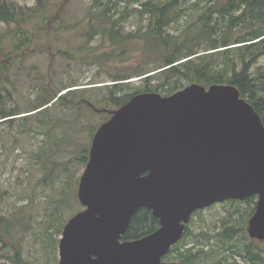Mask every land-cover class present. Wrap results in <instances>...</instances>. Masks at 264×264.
<instances>
[{"label":"water","instance_id":"1","mask_svg":"<svg viewBox=\"0 0 264 264\" xmlns=\"http://www.w3.org/2000/svg\"><path fill=\"white\" fill-rule=\"evenodd\" d=\"M110 114L92 137L77 189L82 209L62 229L57 264H180L162 257L194 211L251 195L246 230L264 240V125L235 86L140 92ZM141 208L159 227L121 240Z\"/></svg>","mask_w":264,"mask_h":264},{"label":"trees","instance_id":"2","mask_svg":"<svg viewBox=\"0 0 264 264\" xmlns=\"http://www.w3.org/2000/svg\"><path fill=\"white\" fill-rule=\"evenodd\" d=\"M134 2H139V7L129 9ZM67 3L63 0L58 9L59 4L54 8L56 3L51 0H36L32 6L0 0V89H4L3 83L9 80L8 71L12 66L22 65L36 50H42L40 27L47 35L53 26L54 31L70 28L62 25L59 16ZM133 13L141 17L140 23L133 31L122 34L119 22ZM84 18L92 28L88 37L100 33L122 53L126 52L129 42L138 44L140 62L124 74L110 73L116 82L105 84L101 103L116 109L140 92L170 95L191 83L206 88L212 84H231L252 105L264 125V64L259 63L264 58V0H92ZM57 53L71 56L60 48ZM135 76L139 77L138 85L123 81ZM44 85V93L23 112L17 108L6 110L1 104L0 119L11 124L17 115L27 113L23 119L29 121L34 115H43L56 106L71 107L70 102L77 94L74 88L58 95L60 90L50 93ZM99 125L91 129L90 137ZM88 156L87 145L76 154L75 160L85 167ZM51 165L52 168L46 169L51 183L61 168L67 173V183L73 178L71 172L68 174V164L52 162ZM256 200L257 196L251 195L243 200L223 202L231 205L232 210L220 219L215 234L220 244L215 247L210 245L205 249L203 244H189L192 236L196 237L190 225L191 218L180 240L162 259L180 264H226L231 262L229 259L236 262L238 256L250 264H264V248L246 236V224L255 210ZM243 203L242 210L240 205ZM57 206L73 211L69 214L71 217L80 204L70 193L58 199ZM53 219L50 226L60 220L59 224L64 227L68 220L57 216ZM20 227V221L0 214V251L10 250L17 262H23L20 240L16 237ZM158 227L159 220L150 210L138 209L121 240L138 239ZM200 234L203 236L205 232Z\"/></svg>","mask_w":264,"mask_h":264},{"label":"rangeland","instance_id":"3","mask_svg":"<svg viewBox=\"0 0 264 264\" xmlns=\"http://www.w3.org/2000/svg\"><path fill=\"white\" fill-rule=\"evenodd\" d=\"M11 1L28 6L36 2ZM65 1L68 3L59 16L62 25L70 28L54 31L53 26L47 35L40 27L38 33L44 44L42 50H36L22 65L12 66L8 71L9 80L3 83L4 89H0V105L6 110L17 108L22 112L39 94L44 93V84L50 93L60 90L58 95L68 93L73 88L77 91L69 108L56 106L43 115H34L29 121L23 119L27 113H21L12 125L0 119V214L21 222L16 237L20 240L23 260L17 262L10 250H3L0 251V264L58 263L61 233L57 229L61 228L62 231L63 226L59 224L60 220L51 226L50 223L54 216L61 220L69 219V214L73 212L58 207V199L71 193L78 201V183L84 167L75 160V156L83 147L88 145L89 149L91 129L109 118L115 109L110 104L100 102L106 91L105 84L116 82L110 73L124 74L140 62L138 44L135 42L126 44V52L122 53L119 47H114L100 33L88 37L87 33H92V28H89L84 17L92 0ZM51 2L56 3L54 8L59 4V9L63 0ZM120 4L123 7V2ZM139 4L134 2L128 8L139 7ZM140 18L133 13L120 21L121 33L133 31ZM59 48L68 51L71 56L57 53ZM259 63L264 64V58ZM138 78L135 76L123 81L138 85ZM52 162L68 164V174L71 172L73 177L69 183L65 180L67 173L63 172V168L51 183L46 169L53 167ZM223 202L213 203L190 217L191 228L196 234V237L192 236L190 245L196 242L206 249L210 245L215 247L220 244L215 236L220 219L228 214V210H232L231 205ZM244 206V203L240 205L242 210ZM81 207L75 208L79 211ZM201 231L205 232L203 236ZM246 236L264 248V240L251 239L247 230ZM235 259L236 262L229 259L231 262L226 264H250L238 256Z\"/></svg>","mask_w":264,"mask_h":264}]
</instances>
